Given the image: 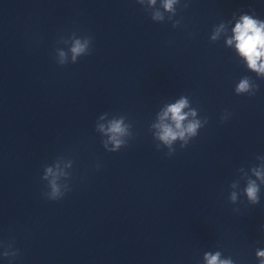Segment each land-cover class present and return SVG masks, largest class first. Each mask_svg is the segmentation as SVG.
<instances>
[{
    "label": "clouds",
    "instance_id": "clouds-1",
    "mask_svg": "<svg viewBox=\"0 0 264 264\" xmlns=\"http://www.w3.org/2000/svg\"><path fill=\"white\" fill-rule=\"evenodd\" d=\"M151 3H154L155 0H150ZM174 0H166L165 8L171 10ZM235 40L237 41V48L239 52L246 57L248 60L249 66L257 71L264 72V24L259 23L252 18L245 16L242 18V22L236 25L234 29ZM85 44H81L80 41L76 42L75 47H73L72 52L75 55H79L85 51ZM258 61L261 63L258 64ZM248 89L247 81H241L240 85L237 88L238 92L246 91ZM187 106V102L184 99H181L174 105L169 106L165 115H171L172 120L175 123V128L177 131H174L171 127L165 125L163 127L161 139L166 143H170L172 140H175L177 137L184 138L185 134L195 135L197 128L200 126L198 121L191 122L187 125L186 128L182 127V122L185 120L186 116L182 110ZM194 115V113H193ZM110 131L112 133H119L122 131L120 122H114L111 125ZM117 146L119 141H116ZM48 172H51V169H48ZM258 177L260 176L259 172L255 173ZM51 195L49 196L50 200H59L64 194L70 191V188L65 189L64 192L61 191L60 187L52 183L51 185ZM247 197L253 203H258V192L259 188L253 181H249L247 188L245 189ZM232 199H235V193L232 195ZM219 253L215 255H206L207 264H231V261H221L219 259ZM257 255L264 257V251H258ZM264 264V261H262Z\"/></svg>",
    "mask_w": 264,
    "mask_h": 264
}]
</instances>
